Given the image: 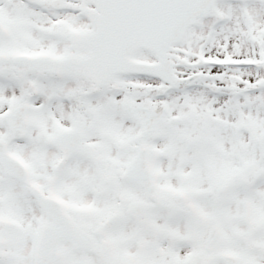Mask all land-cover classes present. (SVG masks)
Wrapping results in <instances>:
<instances>
[{
	"label": "snow or ice",
	"instance_id": "snow-or-ice-1",
	"mask_svg": "<svg viewBox=\"0 0 264 264\" xmlns=\"http://www.w3.org/2000/svg\"><path fill=\"white\" fill-rule=\"evenodd\" d=\"M0 264H264V0H0Z\"/></svg>",
	"mask_w": 264,
	"mask_h": 264
}]
</instances>
